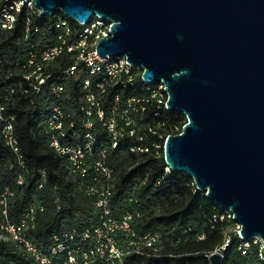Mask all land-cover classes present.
I'll return each instance as SVG.
<instances>
[{
	"label": "trees",
	"instance_id": "1",
	"mask_svg": "<svg viewBox=\"0 0 264 264\" xmlns=\"http://www.w3.org/2000/svg\"><path fill=\"white\" fill-rule=\"evenodd\" d=\"M62 14L58 9L53 15H47L42 32L35 33L34 38L42 44H53L56 41L55 21ZM44 33L46 39L42 38ZM24 36L22 17L11 30L0 32V76L6 82H10L15 75L22 78L20 74H13L10 78L6 76L9 72L17 73V63L27 59L30 45ZM73 62L72 54L62 53L49 64L47 72L57 73ZM85 74V69L81 68L69 78L60 99L52 89L55 82L62 81L59 75L49 79L39 93L32 91L26 82L22 85L11 84L15 88L11 94L14 101L7 104L3 113L7 117L15 116L14 133L19 151H14L7 144L1 133L0 121V195L3 197L0 219L6 210L15 225L28 226L27 231L39 245L54 247L63 244V251H51L52 264H94L84 259L68 261L67 256L60 261L56 259L59 255L76 250L79 242L84 244L86 253L93 250L88 246V238L94 232L90 230L103 228L107 217L122 219L128 204L130 224L135 227L136 233L145 237L153 232L161 235L162 242L158 247L150 242L139 249L133 248L113 259L110 264H211L208 255L220 248L228 238L230 241L223 251V264H242V260L251 255L256 258L254 264H264L257 245L251 244L247 253L243 254L239 248L242 240L238 234H226L227 225H235L234 221L213 222L214 214L225 210L208 199L204 191L195 190L194 180L188 174L168 170L164 148L160 149L161 154L154 148L153 143L158 136L149 128L157 132L162 131L163 127L168 128L165 137L180 133L187 122L184 115L179 118L176 112L166 108L159 116L149 113L146 119L139 122L147 126L142 131L147 134L143 142L129 136L115 141L107 127L93 115L91 118L96 121L92 128L94 140L89 142L84 138L85 112L82 107L87 103L82 80ZM10 88H0V96L9 93ZM117 89L113 87L106 99L97 94L105 120L111 117L113 94ZM55 103L64 111L66 136L60 137L62 146L90 149L96 154L104 151V155L99 154V157L110 170V178L102 179L104 183L97 192L90 191L89 183L84 182L83 172L77 178L70 153L58 151L47 138L49 110ZM164 141L163 137L161 142ZM134 144L147 146L149 150L134 152L130 148ZM86 145H89L88 148ZM100 193L106 195L101 205ZM32 209H36L33 218L28 217ZM106 211L110 212L105 215ZM0 231H4L1 226ZM0 260V264H32L16 243L14 249L11 242L5 241H0Z\"/></svg>",
	"mask_w": 264,
	"mask_h": 264
},
{
	"label": "water",
	"instance_id": "2",
	"mask_svg": "<svg viewBox=\"0 0 264 264\" xmlns=\"http://www.w3.org/2000/svg\"><path fill=\"white\" fill-rule=\"evenodd\" d=\"M34 1L45 15L113 21L99 55H127L146 82L165 83L167 110L187 118L166 138L168 170L230 210L243 238L264 241V0Z\"/></svg>",
	"mask_w": 264,
	"mask_h": 264
},
{
	"label": "built area",
	"instance_id": "3",
	"mask_svg": "<svg viewBox=\"0 0 264 264\" xmlns=\"http://www.w3.org/2000/svg\"><path fill=\"white\" fill-rule=\"evenodd\" d=\"M46 16L34 0H0V32L11 30L17 20L22 17L25 29L24 40L30 45L27 59L24 62L19 61L17 63L19 71L17 73L9 72L6 76V78H10L13 74H20L22 78L15 75L10 82H6V79L0 76V88H10L11 84L22 85L23 82H26L32 91L39 93L49 79L59 75L62 81L55 82L52 89L56 97L60 99L63 96L65 82L74 76L79 69L84 68L86 74L83 76L82 86L85 90L84 99L87 103L86 106L82 107L85 112L84 118H86L84 122V138L89 142H93L94 133L92 128L96 121L91 117L96 115L95 119L103 123L104 127H107L109 134L112 135L115 141L129 136L135 138L137 142H143L147 134L142 133V131L147 126H143L139 122L146 119L149 113L159 116L162 110L166 108L168 93L165 90V83L163 81L157 83L146 82L143 79V67L135 63H129L125 54L107 56L104 59L99 55L96 44L100 38L108 37L111 34L110 29L113 21L108 18L95 15L90 22L80 23L63 13L58 15L55 21L56 41L53 44H42L34 38V34L42 32V24L46 21ZM73 21H76V23ZM42 38L46 39L47 35L44 33ZM65 52L72 54L74 58L73 64L57 73H48L49 64ZM1 73L2 69L0 68ZM115 86L118 89L113 94L112 114L108 120H105L104 110L97 94H101L106 99ZM14 90L15 88L11 86L9 93L4 94L3 97L0 96V121L2 123L1 133L6 138L7 144L14 151H19L14 133L15 116L7 117L3 113L7 104L14 101L11 95ZM93 106H97L94 111H92ZM49 111L50 116L46 124V134L51 145L62 153H70V151H67L68 149L79 150L80 152L85 150L81 147L74 149L60 144V137L66 136L63 124L64 111L57 103L53 104ZM149 130L157 134V136L159 135V132L153 130V128L150 127ZM160 138L158 137L153 143L156 150L162 145L163 136ZM166 138L167 136L164 140ZM115 144L116 142L114 146ZM88 146L86 145L85 147L88 148ZM130 148L134 152L149 150V147L141 144H134ZM99 154L103 156L104 151ZM99 154L94 153L93 156L96 157ZM104 168H107V166L105 165ZM107 170L106 178L109 179L110 170L108 168ZM195 187V190H199L196 185ZM204 192L206 195V191ZM2 198L0 195V200L3 203ZM102 203L103 201L99 202L100 205ZM34 210L32 209V212ZM226 219L233 221V213L230 210H225L223 213H215L213 216V222ZM0 224L1 229L4 230L0 231V241L11 242L14 249L16 243L17 247L32 264H52L51 251L56 253L65 248L63 244L54 247L51 245L47 247L39 245L29 232L24 230V224L15 225V221L9 219L6 210L3 211ZM235 225L237 234L242 240L239 247L242 253L246 254L251 244H254L258 246L260 258H264L263 239L257 235L245 239L240 233L241 225L238 223H235ZM229 241L230 238L215 251L223 254Z\"/></svg>",
	"mask_w": 264,
	"mask_h": 264
},
{
	"label": "rangeland",
	"instance_id": "4",
	"mask_svg": "<svg viewBox=\"0 0 264 264\" xmlns=\"http://www.w3.org/2000/svg\"><path fill=\"white\" fill-rule=\"evenodd\" d=\"M96 107L97 106H93L92 111H94ZM182 115L183 114L181 113H177V117L179 118H181ZM167 129L168 128L163 127L162 131L159 132V139H161V136L165 138V132ZM176 129L178 128L176 127ZM164 143L165 141L162 143L160 148H157V153L160 152L161 154L160 149L164 148ZM89 150L90 149L80 152L79 150L75 151L68 149L67 151H70V159L72 161V166L74 167L73 172L77 175V178H79L81 175L79 173L83 172L84 174L82 175H85V177H83L85 179L84 182L89 183L91 187L90 191L97 192L101 183H104L102 182V179L106 177V172H108V170L107 168H104L105 165L103 159H101L98 155H96V157L93 156L94 153H91ZM105 199L106 195L104 193H100L99 201L105 202ZM0 204H2L1 200ZM124 209L125 210L123 212H125V216L122 219L107 217L104 221L103 228L97 227L90 230L94 232H91L90 237L88 238V246L93 250H91L89 253H86L84 251V244L79 242L77 243L76 250L59 255L56 260L60 261L67 256L68 261H78L79 259H84L89 260L94 264H110L113 259L122 256L124 253H127L133 248L139 249L140 246L149 245L150 242H153V245H156L155 247L160 246L162 242L161 235L150 232L145 237L139 236L136 233L135 227L130 224L131 216L129 215V205L127 204ZM109 212L106 211L105 215H107ZM35 213L36 209L34 212H30L28 217L33 218ZM27 229L28 226H24V230L27 231ZM225 231L228 236H233L237 233V227L236 225L229 223ZM153 237H155L156 244H154ZM61 251H63V249ZM106 252H108V254ZM255 262L256 258L253 255L242 260V264H254Z\"/></svg>",
	"mask_w": 264,
	"mask_h": 264
}]
</instances>
